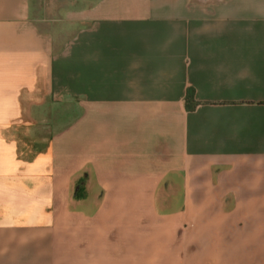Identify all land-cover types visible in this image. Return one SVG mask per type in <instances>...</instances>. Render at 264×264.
Masks as SVG:
<instances>
[{
	"label": "crops",
	"instance_id": "1",
	"mask_svg": "<svg viewBox=\"0 0 264 264\" xmlns=\"http://www.w3.org/2000/svg\"><path fill=\"white\" fill-rule=\"evenodd\" d=\"M88 1L0 0V264H264V0Z\"/></svg>",
	"mask_w": 264,
	"mask_h": 264
},
{
	"label": "rangeland",
	"instance_id": "2",
	"mask_svg": "<svg viewBox=\"0 0 264 264\" xmlns=\"http://www.w3.org/2000/svg\"><path fill=\"white\" fill-rule=\"evenodd\" d=\"M89 2L88 0H42V11L49 17L52 18H59L55 22L56 25H59V30L64 33H71L75 31L79 26L80 23H72L71 19L73 18H66L65 13L66 9L69 8H80L85 3ZM70 19V20H69ZM69 21V22H67Z\"/></svg>",
	"mask_w": 264,
	"mask_h": 264
},
{
	"label": "trees",
	"instance_id": "3",
	"mask_svg": "<svg viewBox=\"0 0 264 264\" xmlns=\"http://www.w3.org/2000/svg\"><path fill=\"white\" fill-rule=\"evenodd\" d=\"M193 96H194L193 92L190 90L187 94V97H186V104H187V108L189 110H192L196 105V102L194 101Z\"/></svg>",
	"mask_w": 264,
	"mask_h": 264
}]
</instances>
